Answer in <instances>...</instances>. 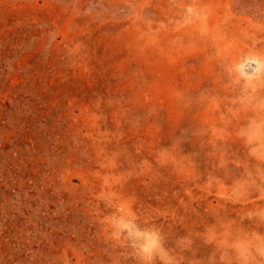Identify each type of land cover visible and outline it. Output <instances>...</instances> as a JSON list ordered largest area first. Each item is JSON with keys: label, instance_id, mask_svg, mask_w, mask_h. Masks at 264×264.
I'll return each instance as SVG.
<instances>
[{"label": "rangeland", "instance_id": "1", "mask_svg": "<svg viewBox=\"0 0 264 264\" xmlns=\"http://www.w3.org/2000/svg\"><path fill=\"white\" fill-rule=\"evenodd\" d=\"M0 264H264V0H0Z\"/></svg>", "mask_w": 264, "mask_h": 264}, {"label": "clouds", "instance_id": "2", "mask_svg": "<svg viewBox=\"0 0 264 264\" xmlns=\"http://www.w3.org/2000/svg\"><path fill=\"white\" fill-rule=\"evenodd\" d=\"M143 242L145 245L151 244L154 242L153 237L151 236V234L147 235V236H142Z\"/></svg>", "mask_w": 264, "mask_h": 264}]
</instances>
